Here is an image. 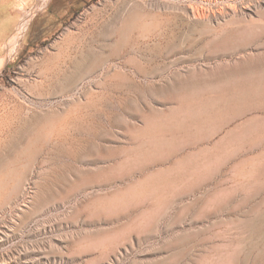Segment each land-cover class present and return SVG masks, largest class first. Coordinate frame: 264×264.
<instances>
[{
    "label": "rangeland",
    "instance_id": "1",
    "mask_svg": "<svg viewBox=\"0 0 264 264\" xmlns=\"http://www.w3.org/2000/svg\"><path fill=\"white\" fill-rule=\"evenodd\" d=\"M132 9V57L46 72ZM5 20L0 264H264V0H0Z\"/></svg>",
    "mask_w": 264,
    "mask_h": 264
},
{
    "label": "bare ground",
    "instance_id": "2",
    "mask_svg": "<svg viewBox=\"0 0 264 264\" xmlns=\"http://www.w3.org/2000/svg\"><path fill=\"white\" fill-rule=\"evenodd\" d=\"M117 5V4H116ZM126 6V5H124ZM135 6V5H134ZM120 12V11H119ZM122 13H117L115 16L108 20H104L105 22L101 25V30H99L98 33H91L87 32L83 33L84 37L83 39H80L82 46L78 47L73 50V52L68 53H61L56 55L52 58V62L50 67L46 70V72H49L50 74H53L54 76L61 77L64 84H72L73 82L78 83L77 81L81 79L84 75H92V73L96 70H98V67L100 65L109 64L115 59L119 58H125V56L128 54V48L133 47L136 50L140 48L138 45L140 42L139 36L137 35L138 30H148L152 27L148 28L147 23L140 27L141 23L138 21L140 16L136 10H130L127 16H122ZM144 16V15H142ZM145 18V17H144ZM147 18V17H146ZM154 18V17H153ZM141 20V19H140ZM252 20V19H251ZM98 21V20H97ZM261 21V20H260ZM152 22V21H151ZM150 23V22H148ZM97 24V23H95ZM101 24V23H100ZM160 24V23H159ZM263 25V24H262ZM142 26V25H141ZM140 27V28H139ZM148 29H147V28ZM93 28V27H92ZM142 28V29H141ZM146 28V29H145ZM156 28V27H155ZM264 28V27H263ZM208 29V28H207ZM210 29V28H209ZM152 30V29H151ZM258 30V29H257ZM139 31V32H140ZM145 31V32H146ZM214 32V29H213ZM143 33V31H142ZM183 33V32H182ZM88 34L90 36H88ZM142 35L141 33H139ZM144 34V33H143ZM252 34V33H251ZM257 34V33H256ZM222 36V35H221ZM256 36V35H255ZM18 36L14 37L17 38ZM217 37V36H216ZM252 37V35H251ZM250 37V38H251ZM13 38V37H12ZM89 39V41H85L86 44L83 46V42L86 39ZM183 38V37H182ZM217 39V38H216ZM214 40V39H213ZM237 41V40H236ZM13 42H15L13 40ZM213 42V41H212ZM211 42V43H212ZM225 42V41H224ZM228 42V41H227ZM233 43V42H232ZM243 43V42H242ZM155 44V43H154ZM11 45V44H10ZM172 45V44H170ZM167 47L168 46L166 44ZM185 46V45H184ZM195 47V46H194ZM168 49V48H167ZM170 49V48H169ZM131 50V49H130ZM133 50V49H132ZM134 50V51H135ZM139 50V49H138ZM224 50V49H223ZM167 51V50H166ZM242 51V50H241ZM132 52V51H131ZM137 52V51H136ZM148 52V51H147ZM130 54V52H129ZM132 54V53H131ZM130 54V55H131ZM134 54V53H133ZM133 55H131L132 57ZM130 57V56H129ZM143 58V57H142ZM251 58V57H250ZM126 59V58H125ZM121 60V59H120ZM130 60H134L130 58ZM123 61V60H122ZM120 61V62H122ZM129 61V60H126ZM261 61V60H260ZM4 62V59H0V65H2ZM119 63V61H117ZM115 63V62H114ZM243 63V62H242ZM120 64V63H119ZM109 66V65H108ZM115 66V65H114ZM136 66V65H135ZM138 66V65H137ZM248 66V65H247ZM108 68V67H107ZM106 68V69H107ZM105 69V70H106ZM150 69V68H149ZM102 72V69H99ZM116 70V69H115ZM110 71V69L108 70ZM106 71V72H108ZM154 71V70H153ZM146 72V71H145ZM48 73V74H49ZM91 73V74H90ZM96 73V72H95ZM109 73V72H108ZM141 73V72H140ZM47 74V73H46ZM45 74V75H46ZM94 74V73H93ZM87 75V76H88ZM136 75V74H135ZM102 76V74H101ZM104 76V75H103ZM106 76V75H105ZM147 76V75H146ZM45 78V76H43ZM86 77V76H85ZM93 77V76H92ZM108 77V76H107ZM89 78V77H88ZM215 78V77H214ZM261 78V77H260ZM85 79V78H84ZM257 79V78H256ZM48 80V79H47ZM82 80V79H81ZM131 80V79H130ZM118 83V82H117ZM128 83V82H127ZM242 83V82H241ZM245 83V82H244ZM42 84V83H41ZM247 84V83H246ZM55 87V86H54ZM252 87V85H251ZM258 87V86H256ZM237 88V87H236ZM255 88V86H253ZM259 88V87H258ZM256 88V89H258ZM261 88V87H260ZM259 88V89H260ZM221 89V88H220ZM251 89V88H250ZM254 89V90H256ZM71 90V89H70ZM243 90V89H242ZM253 90V89H251ZM244 89V91H249ZM259 91V90H258ZM256 91V92H258ZM197 92V91H196ZM242 93V96L240 93L234 97H244ZM254 93V91H251ZM251 92L249 94H251ZM261 92V91H260ZM252 93V94H253ZM259 93V92H258ZM255 94V93H254ZM246 95V96H247ZM103 96V95H102ZM225 96V95H224ZM233 96V95H232ZM179 98V97H178ZM210 98V97H209ZM227 98V97H226ZM230 98V97H229ZM228 98V99H229ZM233 99V98H232ZM218 100V99H216ZM224 100V99H223ZM210 101V100H209ZM220 101V100H218ZM95 103V102H94ZM195 103V102H194ZM232 103V102H231ZM243 103V102H242ZM191 106V105H190ZM215 106V104H214ZM232 106V105H231ZM238 106V105H237ZM236 106V107H237ZM207 107V106H206ZM205 107V108H206ZM209 108V107H208ZM192 109V108H191ZM202 109V108H201ZM214 109V108H213ZM173 110V109H172ZM189 111V110H188ZM219 111V110H218ZM222 111V110H221ZM201 112V111H200ZM206 112V111H205ZM182 114V113H181ZM184 114V113H183ZM201 114V113H200ZM185 115V114H184ZM195 115V114H194ZM193 115V116H194ZM199 116V115H198ZM188 118V117H187ZM221 118V117H220ZM231 118V117H230ZM206 119V118H205ZM231 121V119H230ZM189 122V121H188ZM202 122V121H201ZM198 123V122H197ZM230 123V122H229ZM247 123V121H246ZM249 123V122H248ZM254 123V122H253ZM186 124V123H185ZM198 125V124H197ZM206 125V124H205ZM204 125V126H205ZM255 125V123H254ZM253 125V126H254ZM263 125V124H262ZM152 126V125H151ZM240 128V127H239ZM138 130V129H136ZM198 131V130H197ZM202 131V130H200ZM243 132V131H242ZM245 133V132H244ZM248 133V132H247ZM228 134V133H227ZM209 136V135H208ZM242 136V135H241ZM230 137V136H229ZM201 138V136H200ZM240 138V137H239ZM251 138V137H250ZM243 139V138H242ZM252 140V139H251ZM233 142V141H232ZM256 142V141H255ZM226 143V142H225ZM262 143V142H261ZM216 144V143H214ZM259 146V145H258ZM237 147V146H236ZM254 147V146H253ZM202 153V152H201ZM248 224V223H247ZM246 226V225H245ZM254 228V227H253Z\"/></svg>",
    "mask_w": 264,
    "mask_h": 264
},
{
    "label": "crops",
    "instance_id": "3",
    "mask_svg": "<svg viewBox=\"0 0 264 264\" xmlns=\"http://www.w3.org/2000/svg\"><path fill=\"white\" fill-rule=\"evenodd\" d=\"M5 23H6V20L3 21V23H0V24H1L0 26H1L2 28H7V27H8V24H7V23L5 24Z\"/></svg>",
    "mask_w": 264,
    "mask_h": 264
}]
</instances>
